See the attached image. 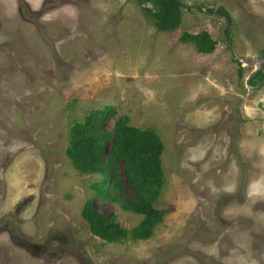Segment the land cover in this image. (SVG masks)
<instances>
[{
	"label": "rangeland",
	"instance_id": "374dc122",
	"mask_svg": "<svg viewBox=\"0 0 264 264\" xmlns=\"http://www.w3.org/2000/svg\"><path fill=\"white\" fill-rule=\"evenodd\" d=\"M181 2L165 33L134 0H0V264H264V86L245 82L264 0ZM201 31L210 56L181 42ZM107 105L109 131L128 117L164 143L166 216L148 241L106 243L82 217L92 200L126 229L143 219L67 156L72 123Z\"/></svg>",
	"mask_w": 264,
	"mask_h": 264
},
{
	"label": "trees",
	"instance_id": "16d2710c",
	"mask_svg": "<svg viewBox=\"0 0 264 264\" xmlns=\"http://www.w3.org/2000/svg\"><path fill=\"white\" fill-rule=\"evenodd\" d=\"M134 1L157 31L174 32L182 26L184 4L181 0ZM218 14L227 16L223 8L218 9ZM226 33L229 35L228 28ZM181 42L192 44L199 54L209 56L218 46V41L208 31L185 32ZM235 62L239 66L238 77L243 80L245 68L241 62ZM263 76L259 74L251 84L256 85ZM113 110V106L107 105L88 113L83 122L72 123L67 156L81 175L102 177L94 187L97 198L114 203L123 211L140 215L143 219L138 226L126 229L115 215L98 211L92 200L85 203L82 217L92 235L106 243L148 241L154 236L155 229L164 223L166 216L157 208L165 186L164 143L154 129L131 126L128 117L119 119L114 130L109 131L105 123ZM122 167L125 179L122 178Z\"/></svg>",
	"mask_w": 264,
	"mask_h": 264
},
{
	"label": "water",
	"instance_id": "95a60500",
	"mask_svg": "<svg viewBox=\"0 0 264 264\" xmlns=\"http://www.w3.org/2000/svg\"><path fill=\"white\" fill-rule=\"evenodd\" d=\"M207 13H209V12H207ZM246 63L256 66V69L254 70V72L250 75V77L247 79V81H245L246 86L252 90H259L260 88H262L264 86V78L255 87L251 84V81L253 79H255L260 73H262L264 71V51L260 53L259 57L254 62L246 60Z\"/></svg>",
	"mask_w": 264,
	"mask_h": 264
},
{
	"label": "flooded vegetation",
	"instance_id": "af4514ba",
	"mask_svg": "<svg viewBox=\"0 0 264 264\" xmlns=\"http://www.w3.org/2000/svg\"><path fill=\"white\" fill-rule=\"evenodd\" d=\"M259 55H260V54H259ZM260 74H263V75H264V71H263L262 73H260ZM263 78H264V76L262 77V79H261V80H263ZM253 80H255V79H253ZM253 80H252V81H253ZM261 80H260V81H258V83H257L256 85H253V86H254V87H255V86H257V85H258V84L261 82Z\"/></svg>",
	"mask_w": 264,
	"mask_h": 264
}]
</instances>
